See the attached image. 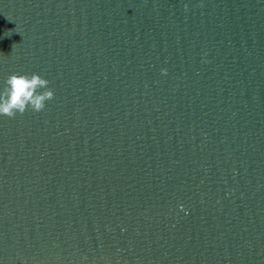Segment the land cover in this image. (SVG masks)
I'll return each mask as SVG.
<instances>
[{
	"label": "water",
	"instance_id": "95a60500",
	"mask_svg": "<svg viewBox=\"0 0 264 264\" xmlns=\"http://www.w3.org/2000/svg\"><path fill=\"white\" fill-rule=\"evenodd\" d=\"M14 72L0 264H264V0H0Z\"/></svg>",
	"mask_w": 264,
	"mask_h": 264
},
{
	"label": "clouds",
	"instance_id": "9594fccd",
	"mask_svg": "<svg viewBox=\"0 0 264 264\" xmlns=\"http://www.w3.org/2000/svg\"><path fill=\"white\" fill-rule=\"evenodd\" d=\"M49 85L50 81L36 72L9 74L0 82V116L14 117L29 109L43 110L54 97Z\"/></svg>",
	"mask_w": 264,
	"mask_h": 264
}]
</instances>
